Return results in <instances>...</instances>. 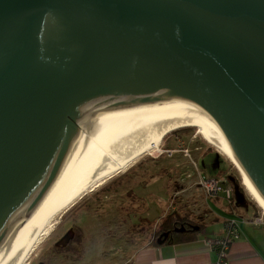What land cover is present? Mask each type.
Masks as SVG:
<instances>
[{
  "label": "water",
  "instance_id": "water-1",
  "mask_svg": "<svg viewBox=\"0 0 264 264\" xmlns=\"http://www.w3.org/2000/svg\"><path fill=\"white\" fill-rule=\"evenodd\" d=\"M158 102L210 118L264 199V0H0V252L87 119Z\"/></svg>",
  "mask_w": 264,
  "mask_h": 264
},
{
  "label": "rangeland",
  "instance_id": "rangeland-1",
  "mask_svg": "<svg viewBox=\"0 0 264 264\" xmlns=\"http://www.w3.org/2000/svg\"><path fill=\"white\" fill-rule=\"evenodd\" d=\"M161 150L158 157L137 160L98 190L88 193L62 216L26 264H130L140 248L155 240L164 217L172 213L208 230L224 226L230 213L233 215L226 222L235 220L242 223V228L244 220L250 221L245 217H251L254 210L258 215L263 212L236 167L197 129L172 133ZM207 177L225 179V188L231 185L233 196L237 181L246 206L228 201L227 192L223 193L224 198L209 195ZM74 225L84 232L82 245L74 254H63L56 250L55 243L63 241Z\"/></svg>",
  "mask_w": 264,
  "mask_h": 264
},
{
  "label": "bare ground",
  "instance_id": "bare-ground-1",
  "mask_svg": "<svg viewBox=\"0 0 264 264\" xmlns=\"http://www.w3.org/2000/svg\"><path fill=\"white\" fill-rule=\"evenodd\" d=\"M195 128L236 167L243 184L264 211L258 194L218 126L199 110L173 102L113 108L87 119L82 135L50 191L41 197L0 252V264H26L42 239L88 193L121 174L137 160L158 157L172 133Z\"/></svg>",
  "mask_w": 264,
  "mask_h": 264
},
{
  "label": "crops",
  "instance_id": "crops-1",
  "mask_svg": "<svg viewBox=\"0 0 264 264\" xmlns=\"http://www.w3.org/2000/svg\"><path fill=\"white\" fill-rule=\"evenodd\" d=\"M224 226L211 227L208 230L192 224L198 231L192 240L184 242H166L153 246L146 243L134 255L130 264H216L218 260L213 242L224 233ZM258 214L253 211L252 220ZM201 228V229H200ZM228 264H264V226L252 222L245 223L241 236L235 240L227 255Z\"/></svg>",
  "mask_w": 264,
  "mask_h": 264
},
{
  "label": "trees",
  "instance_id": "trees-1",
  "mask_svg": "<svg viewBox=\"0 0 264 264\" xmlns=\"http://www.w3.org/2000/svg\"><path fill=\"white\" fill-rule=\"evenodd\" d=\"M236 202H233V204ZM162 223L160 224V232L156 234L155 240L151 242L153 246H158L157 239L159 237L170 234L172 235L175 233V229L185 227V233H176L171 239L170 242H184L188 240H192L195 237V234L192 230V227L188 221L184 220V217L179 216L177 213H172L166 217H164ZM201 229V228H200ZM65 239L61 241L59 239L55 243L56 250L61 251L63 254H74V252L79 250V246L82 245L84 239V232L82 231L81 227L78 225H74L69 233L64 237ZM168 242V240L166 241ZM36 264H46L43 261H40ZM51 264V263H50Z\"/></svg>",
  "mask_w": 264,
  "mask_h": 264
},
{
  "label": "built area",
  "instance_id": "built-area-1",
  "mask_svg": "<svg viewBox=\"0 0 264 264\" xmlns=\"http://www.w3.org/2000/svg\"><path fill=\"white\" fill-rule=\"evenodd\" d=\"M200 177H202L200 173ZM204 177V176H203ZM207 186H206V192L209 195H212L215 198H224L223 193L227 192L229 193V198L228 201H232L234 196L230 191V186L228 188H225V179L222 178H211L207 177ZM245 223L252 222L253 224L257 226H264V211L260 213L259 215L253 217L251 221ZM242 223H236L235 220L227 221L225 228H224V233L218 237L214 242L213 246L214 249L217 253L218 260L216 264H228L227 261V255L229 253L230 247L232 243L237 240L241 234H242V228H241Z\"/></svg>",
  "mask_w": 264,
  "mask_h": 264
},
{
  "label": "flooded vegetation",
  "instance_id": "flooded-vegetation-1",
  "mask_svg": "<svg viewBox=\"0 0 264 264\" xmlns=\"http://www.w3.org/2000/svg\"><path fill=\"white\" fill-rule=\"evenodd\" d=\"M208 154H213V153H208ZM215 155L217 156V153H215ZM219 159V162H221V158H218ZM223 172H224V169H222L221 171H220V174L222 175L223 174ZM230 179L232 180V176H230ZM236 185H238V183H237V181L235 182V186ZM188 223H190V222H188ZM190 225H191V223H190ZM191 227L192 228H194V226L193 225H191ZM183 228V227H182ZM185 228V227H184ZM181 229V228H180ZM180 229H178V230H180ZM186 229V228H185ZM193 230V229H192ZM186 231V230H185ZM185 231L184 232H182V233H185ZM176 233H178V232H176L175 231V233H173L172 235H167V237H165V235L163 236V238L162 239H164V237H165V239H166V241L168 240H170L171 239V237H173ZM179 234V233H178ZM162 237V236H161Z\"/></svg>",
  "mask_w": 264,
  "mask_h": 264
},
{
  "label": "clouds",
  "instance_id": "clouds-1",
  "mask_svg": "<svg viewBox=\"0 0 264 264\" xmlns=\"http://www.w3.org/2000/svg\"><path fill=\"white\" fill-rule=\"evenodd\" d=\"M231 202H232V203H233V202H236V200H235V194H234V198H233V200H232Z\"/></svg>",
  "mask_w": 264,
  "mask_h": 264
}]
</instances>
